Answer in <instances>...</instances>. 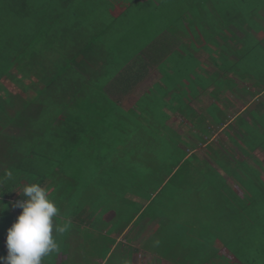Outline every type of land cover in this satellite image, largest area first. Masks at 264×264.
I'll return each mask as SVG.
<instances>
[{"label":"trees","instance_id":"1","mask_svg":"<svg viewBox=\"0 0 264 264\" xmlns=\"http://www.w3.org/2000/svg\"><path fill=\"white\" fill-rule=\"evenodd\" d=\"M88 1L90 0H0V124L5 121L3 128L8 127L9 131L14 132V134L0 139V162L3 159L2 162L8 165L3 168L6 169V173L2 171L0 175V203L7 206V210L0 212V255L2 256L7 255L6 230L15 221L8 212V206L11 200L15 203L16 200L23 199L17 193L21 192L23 186L29 183L35 182L46 188L49 197L54 202H66L69 206L77 205L79 210H83L85 203L95 208L94 210H98L99 205L102 204L104 208L101 206V210L112 209L119 215L122 208L127 206L125 209L130 215V211L137 207V202L121 198V191L117 194V187L124 182L126 177H129L127 176L128 171L143 175L144 182L145 175L150 173L162 176V180L155 187V193H161L160 197L154 198L150 194L147 195L145 200L147 204L141 211L145 222L149 219L156 222L154 234H160L163 228L171 229L172 227L169 228L170 221L176 223L180 220L175 219L178 214H181L177 210L181 203L180 197L185 201V205L190 206L189 199H186V195H182L187 194L185 190L188 185L187 176L178 175L176 177L180 170H174L176 167L186 170L181 167V164L190 154L178 145L181 140L175 133L176 131L169 135V131H167L169 125H166V121L170 120V117L164 114L162 124L156 122V125H152L151 116H148L147 122L144 121L145 128L138 131L136 128L138 118L135 112L130 110L125 113L116 101L109 99L106 87L95 89L93 86L90 63H94L100 57L98 54L100 48L104 47L111 51V54H108L106 58L112 57L116 63H119L120 59L114 55L115 51L112 50L115 48L114 45L108 48L107 42L105 43V39L103 40V36H101L104 33H110V27L113 34H118L111 20L102 22L107 17L105 13L102 12L100 17L102 20L99 27L96 28L98 30L93 29L92 33H87L91 22L87 23L86 18L84 19V15L81 14L86 9L85 2L88 3ZM196 2L199 3L203 12L207 11L211 15L207 2L215 3V0H196ZM222 2H219L221 6L218 9H228L239 13L233 17L228 13L227 18H218V20H214L212 17V25L215 26V32L219 33L216 36L222 40V43L219 42L220 45L223 44L222 51L227 47L224 43L231 44V40L235 42L237 49L232 50L238 54V57L233 59V64L241 69L239 71L234 69L243 76L252 66V63L248 61L251 53L260 54L264 60V50L259 46L256 38L251 35V31L258 33L264 30L263 25L262 27L258 25L256 28L252 21L253 17H257L264 22L262 13H260V11L264 12L262 10L264 1L257 0L258 6L253 5L248 8V0H232L233 3L230 4ZM212 6L211 9L217 12L214 5ZM195 12L197 13V9ZM219 12L222 11L219 10ZM240 17L254 26L249 30L245 29L247 25H241L238 22ZM193 19L194 16H191L188 23H192ZM244 25L245 27H243ZM240 31H242V35H239ZM82 39L86 41L81 43ZM231 45V48H234V45ZM139 54L140 52H137L135 55L137 59H139ZM111 69H118L111 74L115 80V84H112L118 86V75L122 71L128 74L126 70L130 68L126 64ZM252 69H255H250L253 73L251 77L255 78L253 84L263 91L264 78H261L262 75L259 73L264 70V65L261 64L260 67L256 65ZM168 76L167 73L166 78ZM213 80L215 79L206 80L202 88H205ZM9 83L18 88L19 91L16 95L6 87V84ZM193 92H195L194 86ZM10 108H14L12 114L8 113ZM215 113L217 112L214 110L213 114ZM186 116L190 119L187 113ZM120 117L125 120H120ZM218 119L214 118L216 122ZM252 119L251 123L242 120L243 129L241 130L245 135L243 138H247V147L249 148L247 151L249 152L258 145L264 148V139H260V135L264 134V112L261 115L253 113ZM186 126L185 124V128ZM244 129L246 133H244ZM152 135L153 142H151ZM196 136L201 139L200 134ZM137 137H140L139 141H135ZM116 140H120L121 153L123 152L124 158H117L120 149H117L118 145H115ZM171 140L173 144H169ZM129 141L135 142L141 151L145 148L144 143L162 142L155 150L152 147L147 148L146 158H143V153L139 156V151V159L134 162L131 158L133 149L128 150ZM161 146L167 150L168 154L166 155L169 158L167 161L166 157L167 162L159 161L155 156ZM190 146L194 145L191 143ZM243 154L246 153L243 151ZM112 156L115 159H112ZM191 156L195 155L191 154ZM227 156L226 159L235 160L231 154ZM155 158L157 164L154 161ZM211 159L221 166L225 165L221 159H216L213 155H211ZM243 162L244 164L239 167L237 165L239 161L235 160V171L234 169L227 170L229 173H227V180L235 181L241 191L237 192L230 187H227V191L230 193L229 196L231 193H236L234 194L236 198L232 203L235 204L233 208L249 204L253 206L250 208L251 211L259 212V218L258 216L256 219L249 217L248 225H245L239 232L242 237L238 242L247 244L252 253H257L259 249H264V180L254 167ZM104 166L106 167L103 168ZM211 168L217 171L216 167ZM216 171L213 170L214 179L217 180L215 177L224 179ZM91 172H94L97 178L100 176L105 178L104 183L98 185L96 179L90 182L91 186H89V182L78 186L81 181H84L81 177H87ZM9 173L11 176L8 175ZM200 173L204 175L203 172ZM252 175H254L253 179L250 178ZM165 176L169 177L167 181L163 180ZM247 179L248 182H245ZM237 181H243L247 190L241 187L242 185ZM112 184H114V189H112V194L110 192V197L108 196L110 200L99 199L96 204L91 201L89 203V199L98 196L94 191L92 193L85 192L86 195L82 192L95 189L94 187L100 188L103 192L112 188ZM77 189H80L79 191L82 193ZM179 190L183 192L180 194L181 196L175 195L174 193ZM162 191H164V195ZM223 193V191H219L218 194L226 196ZM99 196L104 197L105 194H99ZM163 199H166L167 202ZM132 203H135L134 206ZM228 203L230 205L231 202L228 201ZM168 204L169 208H172V218L171 216L166 218L165 208ZM58 208L60 209V205ZM141 215L139 214V216ZM132 216L134 215L132 214ZM167 222L169 224H166ZM197 222L202 223L199 216L197 218L193 216L191 223L194 226L178 223L176 227L181 228V231L176 232L173 243H168L172 238L168 234L156 235L158 240L155 246L160 258L168 259L170 264H184L178 262L177 259L185 260L182 253L190 255V246L195 242H197V250L202 252L201 238H191V235L198 233L197 229H200V234L204 232V225L196 227ZM211 227L216 229L221 228L222 225ZM168 229L165 232H168ZM220 237L211 236L208 240L211 243L206 252L213 251L216 255H229L232 256L233 262L236 261L235 254H232L227 247L228 243L223 241V237L221 239ZM174 252H180V254L175 255ZM260 255L252 256L250 264H254L256 257L259 258ZM55 259L56 256L53 261ZM237 263L241 264L238 260ZM157 264L164 263L160 262L158 258Z\"/></svg>","mask_w":264,"mask_h":264},{"label":"rangeland","instance_id":"2","mask_svg":"<svg viewBox=\"0 0 264 264\" xmlns=\"http://www.w3.org/2000/svg\"><path fill=\"white\" fill-rule=\"evenodd\" d=\"M222 1L228 4L232 2V0H215V3L207 2L208 11H210L212 15L211 16L207 11H202L201 6L198 2H196V0H90L88 1V3L85 2L86 9L81 15H84L83 17L84 19L86 18L87 23L91 22V26H89L90 28H88L87 33H92L93 31L91 30L93 29H95L96 31L98 30L96 28L99 27V23L102 20V18H100L102 16V12L107 15L105 20H103L102 22L105 23L111 20L113 26H115L114 29L118 31V34H113L112 28L110 27V33H104V35H101L103 36V40L105 39V43L107 42L106 45L108 48L114 45L115 48H113L112 50L115 51L114 55L118 57L120 61L119 63H116L112 57L106 58L108 54H111V51L106 50L104 47L100 48L98 54L104 59H102L101 61H95L94 63H90V72L92 77L91 79L94 83L93 86H95V89L103 87H115V85L109 84L107 82L109 78H114L111 77V74L118 70L111 68L122 67L123 65L131 63L134 60H139L140 62L137 64L138 67H141L142 69L135 68L136 71L138 70V73H141L142 71L147 70V74L144 76V78H142V80H140L135 91L133 92V95H131L132 99L125 98L123 99V101L120 102L121 105L126 108L125 110H123L125 113H127V111H130L127 110V108L132 106V101H134L141 93L145 92L148 88H150L152 83L158 80V78L160 77L159 72L162 74L165 71H169V62L170 68L174 73L173 75L171 74L170 78L172 79L169 80L168 84H173V81H177L180 85V81L183 79V83H185L186 87L189 88L192 93L191 96H195V92H193V86L195 90H199L201 88L200 86L205 84L206 80L216 77H214L213 75L208 77L206 74H204L202 66L200 65V60H196L198 57L196 51L199 49L201 50V53H205L204 55H199V58L203 60V64L207 62L210 65L212 69L209 70L210 72H213L214 70L217 71L216 67L221 70H225L220 71V76H222L221 78L220 76H217V78L219 77L218 80L220 79L221 82L218 80L212 82L196 98L190 100L189 105L193 108L194 113L191 114V118L189 120L186 115L182 117V115L180 114H174V111L172 110H166V112L169 114L170 119L172 118L169 124V127L171 129L168 127L167 130L169 131V135L176 131L175 133L178 134L181 140L180 142H178V145L184 148V150L188 154H190V156H187L184 159L186 161L181 164V167L186 168V170L180 169L179 167H176L174 169L180 170L178 174L176 173V177H178V175L187 176L188 185L187 189H185L187 191V194L185 193L182 195H186V199H189L190 206L185 205V201L182 197H180L179 200L181 201V203L178 205L179 207L177 210L181 212V214H178V216L175 218L176 220H180L176 223L170 221L169 228H172H163L160 234L164 233L163 235L168 234L169 236H171L172 238L169 239L168 243H173L176 232L181 231V228L178 229V227H176L177 224L180 223L189 226H194L191 223V220L193 219V216L196 218L199 216L203 224L197 222L195 226L202 227L204 225V232L200 234V229H197L198 233L191 235V238H201L202 252L197 250L198 246L197 242H195L190 246V255L189 253H182V256L185 258V260L180 261L181 259H177L178 262H182L184 264H238V260L239 262H241V264H250L252 263L250 262L252 256L255 257L256 255L261 254L259 258L256 257L254 264H264V249H259L257 251L258 254L252 253L251 248L247 247V244L238 243L240 242V238L242 237V235H239V232L242 230V228H244L245 225H248L249 217L256 219V217L258 216L259 218V212L251 211L250 208L253 206H250L249 204L247 206H236V208H233L235 204L232 203L236 198V196H234V194L236 193H231V196H229L230 193L229 191H227V187H230L232 190H237V192L241 191L235 181L227 180L229 174L227 170L231 171L234 169L235 171V160L239 161V163L237 164L239 167L244 164L243 161H245L248 165L254 167L259 172L261 178L264 180V148H261L258 145L253 150H250V152L247 151L249 150V148L247 147V138L244 139L243 137L245 135L241 132V130L243 129L242 120L251 123V112L257 113L258 115H261L262 112H264V90L259 91L258 87L253 84L255 82V78L251 77L253 76L251 70H255L252 69L253 66L258 65L260 67L261 64L264 65V60L263 57L260 56V54L251 53L250 58L248 60L252 63V66L250 67L251 70L249 69V71L245 73L246 75L243 76L240 72H236V70L239 71L241 69L239 68V66L235 67V65L233 64V59L237 58L238 54H236V52L232 49H237V46L235 42L231 40V44L234 45V48H231L232 45H230L229 43H224L227 47L224 48L225 50L222 51L223 44L220 45V43H222V40H219L220 38L218 39L216 37V35L219 33L215 32V26L212 25V22L213 18L214 20H218V18H227V16H229L228 13H230V16L233 17V15L239 12L236 11L235 13L228 9H218V7L221 6V3L219 2ZM263 4L264 2H262V10H264ZM212 5H214V8L217 9V12L211 9V7H213ZM253 5L258 6L257 0H248L247 8L250 6L253 7ZM196 9L197 13L195 12ZM219 10H221L222 12L220 13ZM191 16H194L193 20H196V23L199 24L197 30L192 29V33L194 36H200V39L203 38L204 43L203 41H200V45H197V42L195 41L196 38L191 39V36L188 35V33L186 34L187 39H183L181 41V38L175 36L174 32H172V30L180 28L178 26H181L180 23L182 21H190ZM262 16L264 17V13H262ZM168 20H172V22L175 24L172 29H170ZM252 21H254V25L256 28L258 27V25L261 27L262 25L264 26V22L258 19L257 17H253ZM238 22L241 25H247L245 29L248 30L249 28H252V26H254L248 24L247 21L243 20L241 17ZM148 24L149 26H147ZM245 25L243 27H245ZM241 32L242 31H240L239 35H242ZM187 35L190 36V38ZM83 41L86 40L82 39L81 43ZM171 47H174V51L172 53H179V56L182 58L183 61L182 64L180 61L168 60L171 57L168 56L170 55L169 50ZM137 52H140V54H142V52H145L144 56H148L149 58L150 54V56H152L153 58L148 61L145 60L148 59L147 57L137 59L135 56ZM163 54L167 55V57H161L158 60V57ZM189 54L194 59H190V61H188L187 57H184ZM206 54L215 63L214 66L210 63L209 57L206 56ZM95 55L97 54L95 53ZM204 58H206V61H204ZM186 59L187 62L186 64H184V60ZM148 63V69L144 68ZM176 63H179V65H174ZM184 65H186L185 68ZM156 66L158 67L159 72ZM234 68H236V70ZM245 68L248 69L246 66ZM188 74H190V77L188 76ZM259 74L262 75L261 78H264V70L261 71ZM250 77L253 79H251ZM165 79L166 77L164 78V80ZM6 87L10 92H12V94L14 93L15 95L19 91L18 88H16V86L11 83L6 84ZM219 88L222 89L219 90ZM244 88L246 91L244 90ZM253 92H256V94H252ZM151 93L155 94V92L153 91ZM149 101H151L150 104H152V107H148L147 110L152 115L153 121L162 124L165 115L162 111L163 107L157 104V102H160V100L156 101L153 99L151 100V98H149ZM214 110L218 113V117L225 119V121L222 124H219L218 127H211L212 133L211 136H208V132L201 131L202 127H200V125L202 124L200 123L201 119L205 120L203 126L210 123L211 117L208 115V113ZM13 111L14 108H10L8 110V113L12 114ZM182 111L185 113L189 111V109L185 108L182 109ZM173 118H176V120H180L181 122L182 120H184V118L187 119L188 121H185V123L187 124L188 129H185V127L184 129H179L177 128V126H174L176 120L174 119L173 121ZM120 120L125 119L120 117ZM4 122L0 124V139L8 137L10 134H14V132L9 131L8 127L3 128ZM213 122L216 123L215 120H213ZM143 124L144 120H138L136 128L138 130H141ZM243 131L244 133H246L245 129ZM198 134L201 135V139L197 138L196 135ZM152 137L153 135L151 136V142H153L154 140ZM260 139H264V134L260 135ZM139 140L140 139H138V141ZM161 142L162 141H157L156 143L151 144L144 143L143 146L145 145V148H143V150L141 151L135 142L129 141L128 150L130 151V149H133V155L131 156V158L134 160V162H137L139 156H141L142 153L143 158H146V154L148 153L147 148L152 147L155 150V148H158V144L161 145ZM191 143L194 146L191 147ZM169 144H173L172 140L169 142ZM115 145H118L117 149H120L119 156H117V158H124L123 152L121 153L122 148H120V140H116ZM161 147L156 153L157 155L155 156L159 161L167 162L169 161V158L166 155L168 154L166 152L167 150ZM139 151L140 153L138 156ZM243 151L246 153L245 155L243 154ZM171 152L173 151L171 150ZM191 154H194L197 158L195 156H191ZM229 154H231L235 160H231V158L226 159L228 157L227 155ZM211 155H213L216 159H221V161L224 162L225 167L216 163L213 160L214 158L211 159ZM223 155L226 157H224ZM113 156L112 159H115V157ZM156 158L154 159V161L157 160ZM155 163L157 164V161ZM0 164L5 167L8 166L7 163ZM210 164L215 165L211 166ZM105 167L106 166H104L103 168ZM211 167H216L218 173L221 174L224 179L215 177L217 178V180H215L213 176V170L216 171V169H213ZM5 170L6 169L2 168V171ZM2 171H0V175ZM198 171L203 172L204 175H202ZM127 176L129 177H126L124 179V182L117 187V194L121 191V198L124 197L128 198L129 200H134L135 198L137 202V207H135L134 209L135 211L139 209V211L136 212L141 215L140 210L146 202L145 200L147 195L150 194L151 196H154V198L160 197L161 193H155V187L156 184L160 183V181L162 180V176L152 173H150L149 175H145L146 184H144L145 182L143 180V175H141L140 173L128 171ZM168 178V176H165L163 180L167 181ZM250 178L253 179L254 175L250 176ZM81 179H84V181H81L78 186L83 185L85 182L90 183L91 181H94L96 179V183L100 185L103 184V181L105 180V178H102L101 176L100 178H97L96 175H94V172L89 173L87 177H81ZM238 182L242 185L241 187L247 190L246 186L243 184V181H237V183ZM245 182H248V179ZM91 185L92 183L89 184V186ZM255 186L257 187L256 183ZM94 188L95 189H89L86 191H84L82 188L80 189H82V192L84 193H92L94 191L95 194L98 196H93L92 199H89V203L91 201L93 204H96L99 199L104 198L106 200H110L108 196L110 195V192L112 194L114 184H112V188L103 192L100 188ZM80 189H77V191H79ZM201 190L203 192H200ZM219 191H223V194H225L226 196H220L218 194ZM79 192L82 193L81 191ZM181 193H183L182 190H179V192H176L174 194L181 196ZM99 194H105V196L102 197L99 196ZM113 194L115 193L113 192ZM162 194L164 195V191H162ZM163 200L167 202L166 199ZM119 201H121V199H119ZM228 201L231 202V206L229 205ZM57 203L60 205V214L58 216H62L65 214L67 204H61L59 202ZM57 203L56 205L58 207ZM132 204L134 206L135 203ZM14 210L16 209L12 208V214L17 215V210ZM165 211L166 218H170V216L172 218L173 212L172 208H169V204L167 208H165ZM170 212L171 214H169ZM141 216L137 219L140 220L141 218H143V215ZM119 219L120 217L118 215V220ZM147 221L148 222L144 227V231L142 232V234L146 232L147 237L144 242L148 243V245L145 248H140L137 253L136 251H134V253L138 260L137 263L139 264L141 262V259L144 260L143 263L146 262L148 264H157V259L160 257V255L158 254V251L154 244H156L158 240V237L156 235L160 234H154L153 231H151V228L155 224V221H152V219H149ZM166 224H169V222H167ZM218 224L222 225V227L216 229L211 227H218ZM166 229H168V232H165ZM212 235H215L217 237H223V241L228 243L227 247L229 251L232 252V254H235L234 256L237 259L236 261L233 262L231 260L232 256L230 257L229 255L222 256L216 255V253H214L213 251L206 252L207 247H209V244L211 243V241L208 240L211 238ZM54 236L59 244L60 251L59 253H54L49 255L48 257H45L43 264H70L71 262V264H91V261H85L86 255H91V252H93L94 250V247H92L91 244L92 241L90 239H88L87 237L81 238L84 239L83 242H88L86 244H78L76 243V241L81 242V239L78 238L77 235L71 234V236L64 243V238L61 236V233H55ZM134 246V244H131V248H133ZM245 250L247 251L244 253ZM105 252L106 251H104V253ZM173 254L179 255L180 252H174ZM81 255L83 256L84 260L81 257V260L78 261L77 256L79 257ZM140 255L141 257H139ZM4 256H6V254ZM54 256H56V259L53 263ZM159 260L164 264H169L170 262L168 259L165 258H159Z\"/></svg>","mask_w":264,"mask_h":264},{"label":"crops","instance_id":"3","mask_svg":"<svg viewBox=\"0 0 264 264\" xmlns=\"http://www.w3.org/2000/svg\"><path fill=\"white\" fill-rule=\"evenodd\" d=\"M260 13H264V12L260 11ZM196 22H197L196 20H194L192 23L182 21L180 23L181 26H178L180 28L174 29V30H172V32H174L175 36L181 38V41L183 39L184 40L187 39L186 34L188 33V35L191 36V39L196 38L195 41L197 42V45H200V41H203V38L200 39V36H198V37L194 36L192 33L193 32L192 29H195V30L198 29L199 24H197ZM168 23L170 25V29H172L175 26V24L172 22V20H168ZM150 25H152V24H150ZM188 31H190V32H188ZM251 35L254 36V38H256L259 46L264 50V31H260L258 33L251 31ZM190 36H188V37L190 38ZM217 38L219 39V37H217ZM219 40H221V39H219ZM203 43H204V41H203ZM169 51H170V55H168V56H171L168 59L169 61L175 60V61H180L181 64L183 63L182 58L179 56L178 52L172 53L174 51V47H171ZM196 53L198 55L196 60L197 61L200 60V62H201L200 65L202 66V70H203L204 74H206L207 76H210V75L216 76L214 78L215 80H213L212 82L218 80L219 77L217 78V76H220V71H222V70H220L218 67H216L217 71L214 70L213 72H210L209 70H212L210 65L207 62L205 64H203L204 63L203 60L199 58V55H204L205 53H201L200 49L197 50ZM144 54H145V52H142V54H139V58H146V57L148 58V56H144ZM206 56H208V55L206 54ZM161 57H167V55H165V54L161 55L160 57H158V60ZM184 57H187L188 61H190V59H194L192 56H190V54L187 56H184ZM152 58L153 57L150 56V54H149V58L145 59V60L148 61ZM102 59H104V58L103 57L101 58V56H100L98 58V60H96V61H101ZM187 59L184 60V64H186ZM204 59H205L204 61H206V58H204ZM209 60H210V63L213 64V66H214L215 63L212 61V59H210V57H209ZM139 62L140 61L136 62L134 60L131 63H127V65H129V68H130V70H127L128 74H126L125 71L120 72V74L118 75V77H119V80L117 82L118 86H115L114 88H110V87L108 88L107 87V95H108L109 99L116 101L122 110H125L126 108H124L120 102L123 101V99H125V98L132 99L131 95H133V92L135 91L138 83L147 74V70H144L141 73H138V70L136 71V69H142L141 67H138L137 63H139ZM156 62H155V64H156ZM151 63H154V62H151ZM174 65H179V63H176ZM148 66H149V63L144 68H147ZM185 67H186V65H184V68ZM156 68L158 70L157 66H156ZM168 70L169 71H165L162 74L158 70V72L160 74V77L158 78V80H156L154 83H152L150 88H148L145 92L141 93L134 101H132V103H133L132 106L127 108V110H133L135 112L138 120L141 119V120H144L147 122L148 116L151 115L150 113H148V110H147L148 107H152V104H150L151 101H149V98H151V100L153 99L156 101L160 100V102H157V104L159 106L163 107V110H162L163 114H166L169 116V114L166 112V110L171 111L170 109H173L172 111H174V114H176V115L180 114V115H182V117H184V115H186V113H187L191 118V114H193L194 111H193V108L189 105L190 100L193 98H196L202 91H204L212 83V82L208 83L205 88L204 87L202 88V85H201L200 86L201 88L199 90H195V96L194 95L191 96L192 93H191L190 89L186 87L185 83H183V81H184L183 79L180 81V85L178 84L177 81H173V84H168L169 80L172 79V78H170L171 74L173 75V73H174V72H172V70L170 68V62L168 63ZM167 73L169 76L164 80ZM188 76L190 77V74H188ZM221 77L222 76H220V78ZM218 81H220V79ZM107 82L109 84H112V83L115 84L114 78L108 79ZM220 89H222V88H219V90ZM152 91L155 92V94L151 93ZM254 93L256 94V92H253L252 94H254ZM221 100H223V99H221ZM185 108L189 109V111L184 113L182 111V109H185ZM253 113L254 112H251V116L253 115ZM208 115L211 117L210 123L203 126L205 120L201 119L200 124H202V125H200V127H202L201 128L202 132H208V136H211L213 126L218 127L219 124H222L225 121V119L218 117V113L213 114V111L209 112ZM214 118H216V119L219 118L216 123L213 122ZM174 119L176 120V118H173V121H174ZM188 120L185 118H184V120H182V122L180 120H176V122L174 123V126H177V128H179V129L180 128L184 129L185 124H186L185 121H188ZM150 122L152 125H156V121H153L152 115H151ZM170 122H171V119L170 120L168 119L166 121V125H169ZM144 124H143L141 129H143L145 127ZM180 126H182V127H180ZM186 128H187V126H186ZM200 137H201V135H200ZM139 138L140 137H137L135 139V141L138 140ZM0 163H4V162L1 161ZM0 166H1L0 171H2V168H4L5 166H3L2 164H0ZM133 201H136L135 198ZM10 202L11 203L8 206V212L10 213V216L12 217V219L15 220L16 217L19 215L21 209L14 208L12 205H14L15 203L12 200ZM57 202L58 201H56L55 203H57ZM59 203H61V202H59ZM63 203H66V202H62L61 204H63ZM146 204L147 203H145L142 206V210L144 209ZM101 206H103V205L100 204L98 210H94L95 208H92L89 205H86V203H85L83 205V210H79V208H77V205H71V206L67 205V208L65 210V214L55 218V224L67 226L66 231L61 233V236L64 238L63 242L65 243L67 241V239L71 236V234L77 235V237L80 239L84 238V237H87L88 239H90L92 241L91 244H92V247H94V250H93V252H91V255H88V254L86 255L85 261H87V262L91 261V264L92 263L93 264H139V263H137L138 260H137V257L135 255L134 251H136V253H137V251L140 250V248L141 249L145 248L148 245V243L144 242L146 237H147L146 232H144L142 234V232L144 231V227L146 226L148 221L145 222L143 220V218L138 220L137 218L140 217L139 213L135 212L134 209L131 210L130 215H128V212L125 209L127 206H124L125 208H122V210L119 214L120 219L118 220V215L115 213V211H113L112 209L108 210L106 208H105V211H103V210H101ZM11 207L13 209L17 210V215L12 214L13 212H12ZM103 208H104V206H103ZM16 210H14V211H16ZM142 210H140V213ZM132 214L134 216H132ZM56 219H58V220H56ZM152 221H154V220H152ZM154 223L155 224L151 228V231H153V233L156 229V222H154ZM83 241H84V239H81V242L76 241V243L86 244L88 242V241H85V242H83ZM131 244H134L135 246L133 248H131ZM154 246H155V244H154ZM103 250L106 252L104 253ZM81 257L83 259L82 255L79 257L77 256L78 261L81 260ZM139 257H141V255ZM54 261H53V263H54ZM140 261H141L140 264H142L144 260L141 259ZM143 264H148V263L144 262ZM169 264H170V262H169Z\"/></svg>","mask_w":264,"mask_h":264},{"label":"clouds","instance_id":"4","mask_svg":"<svg viewBox=\"0 0 264 264\" xmlns=\"http://www.w3.org/2000/svg\"><path fill=\"white\" fill-rule=\"evenodd\" d=\"M17 194L23 199L16 200L13 207L21 211L6 230L7 255L0 256V264H43L45 257L59 253L54 233L65 232L67 226L55 224L60 209L40 184H26ZM6 207L0 203V212Z\"/></svg>","mask_w":264,"mask_h":264}]
</instances>
